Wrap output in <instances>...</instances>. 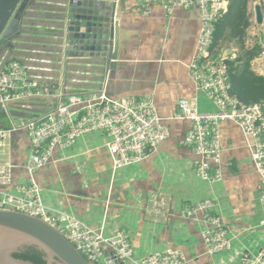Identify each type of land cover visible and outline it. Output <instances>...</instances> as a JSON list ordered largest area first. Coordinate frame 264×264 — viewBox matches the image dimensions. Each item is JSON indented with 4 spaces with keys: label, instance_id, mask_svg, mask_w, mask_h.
Returning a JSON list of instances; mask_svg holds the SVG:
<instances>
[{
    "label": "crops",
    "instance_id": "0c3cea01",
    "mask_svg": "<svg viewBox=\"0 0 264 264\" xmlns=\"http://www.w3.org/2000/svg\"><path fill=\"white\" fill-rule=\"evenodd\" d=\"M250 6L249 2L248 8ZM118 8L117 67L104 77L88 66L71 67L64 87L63 64H59V57L52 53L54 49L47 29L36 28L35 35L29 31L7 60L30 61L33 68L60 85L61 90L66 88L67 92L85 97L101 91L113 99L150 97L169 129V137L140 164L114 173L111 158L105 147L102 148L103 135L85 136L71 149L56 151L50 163L34 175L46 204L73 214L93 228L102 226L106 233L125 230L136 258L179 249L186 264H220L227 253L206 254L200 235L204 229L201 215L196 214L192 219L179 215L188 206L212 200L216 213L232 226L229 238L233 248L254 253L260 236L249 228L257 224L263 212L259 178L249 158L248 141L234 124H222L221 180L205 182L195 173V156L179 145L190 123L171 120L177 102L182 99L201 111L214 109L196 90L187 72L199 32L197 12L177 8L167 17L160 6L153 5L150 13L143 16L133 1H123ZM34 16L36 25L53 24V13ZM18 56L23 58H16ZM251 69L263 76L253 62ZM37 72L31 71V74ZM58 94L55 89L50 97L33 99L39 101L32 104L34 110H53L61 101ZM28 154V139L24 131L19 130L14 133L6 154L14 166V185L27 182L24 166ZM159 200L166 201L168 212L146 217L144 210L154 209ZM156 222L160 223L154 227Z\"/></svg>",
    "mask_w": 264,
    "mask_h": 264
},
{
    "label": "built area",
    "instance_id": "2783aa9c",
    "mask_svg": "<svg viewBox=\"0 0 264 264\" xmlns=\"http://www.w3.org/2000/svg\"><path fill=\"white\" fill-rule=\"evenodd\" d=\"M123 1L135 2L143 16L150 13L153 5L160 6L167 17L177 8L197 12L199 32L187 72L196 90L207 98L214 109L201 111L188 100L177 102L171 120L190 123L179 145L195 156V173L201 180L220 181L221 126L234 124L248 141L249 158L259 178V201L264 217V101L245 105L232 96L229 93L226 62L235 60V55H222L215 59L210 52L214 24L226 13L229 0ZM250 5V27L260 28L263 37L256 36L253 45L260 46V54L252 62L264 76V1L260 2L263 15L261 24H257L255 19L254 1ZM55 89L61 101L53 110L34 119L22 117L21 127H0V204L3 209L46 223L90 264H186L185 256L179 249H167L136 258L125 230L106 233L102 226L93 228L73 214L46 204L34 175L50 163L56 151H67L81 138L100 134L105 137L104 147L111 156L112 165L123 169L140 164L169 137V129L163 124L150 97L113 99L103 91L85 97L67 92L66 88L61 90L60 85L57 86L49 78L32 75L18 60L0 62L2 113H10L12 107L28 110L29 100L50 97ZM19 130L24 131L29 142V154L24 166L27 182L14 185V166L6 154L11 148L14 133ZM191 207L182 211L180 217L192 219L196 214L201 215L204 229L200 235L206 254L217 256L233 253L235 249L226 234L225 224L214 210L215 206L207 202ZM261 224H264V220ZM251 254L253 259L250 264H264V241L254 253L242 250L238 253V259L229 260L244 264Z\"/></svg>",
    "mask_w": 264,
    "mask_h": 264
},
{
    "label": "water",
    "instance_id": "95a60500",
    "mask_svg": "<svg viewBox=\"0 0 264 264\" xmlns=\"http://www.w3.org/2000/svg\"><path fill=\"white\" fill-rule=\"evenodd\" d=\"M121 3L122 0H0V62L8 61V55L33 26L48 30L52 53L59 57L58 63L63 64L64 87L71 67L88 66L104 77L117 67L116 18ZM46 12L53 13V24L36 25L34 14ZM254 12L257 24H261L260 4H255ZM28 62L21 63L29 71H38L34 75L48 78ZM8 116L15 127H21L23 116L11 113ZM22 246H32L42 252L45 264H53L54 260L59 264H90L49 225L25 214L6 211L0 204V264H32L13 257Z\"/></svg>",
    "mask_w": 264,
    "mask_h": 264
},
{
    "label": "trees",
    "instance_id": "16d2710c",
    "mask_svg": "<svg viewBox=\"0 0 264 264\" xmlns=\"http://www.w3.org/2000/svg\"><path fill=\"white\" fill-rule=\"evenodd\" d=\"M251 1L255 0H229L226 13L214 24L213 42L210 49L213 58L217 59V52L225 40L236 44L235 60L226 62L229 75V93L245 105L264 101V76L256 74L251 69V62L260 54V46L254 44L247 48L245 45L246 32L250 27L248 5ZM35 103L38 104L39 101L29 100L27 102L28 105H31L30 109L33 110L28 111L29 114L24 118L34 119L48 113L35 111L32 106ZM25 111L27 110L23 111L19 107H12L10 113L15 115ZM13 257L32 264H45L44 254L36 249H30L25 254H14Z\"/></svg>",
    "mask_w": 264,
    "mask_h": 264
},
{
    "label": "rangeland",
    "instance_id": "374dc122",
    "mask_svg": "<svg viewBox=\"0 0 264 264\" xmlns=\"http://www.w3.org/2000/svg\"><path fill=\"white\" fill-rule=\"evenodd\" d=\"M261 1H264V0H255L254 1V4H260V2ZM262 10H264V8H262ZM38 30H36V28H34L33 26H31V30H30V32H32L34 35L36 34L35 32H37ZM256 36H257V38L258 37H260V38H262L263 39V37H262V32H261V29L260 28H257L256 26H252L251 25V27L249 28V30H247V32H246V42H245V45H246V47L248 48V47H251L252 45H253V43L254 42H256L255 41V39H256ZM218 53V57H219V55L220 56H222V55H230V54H236L237 53V48H236V44L234 43V42H231V41H229V40H225L222 44H221V46H220V48H219V51L217 52ZM10 57H12V55L11 56H9V58ZM217 57V56H216ZM16 58H19V59H22L23 57H16ZM30 110L31 109H29V110H27V111H25V112H23L22 114H20L19 116H23V117H26L29 113H28V111L30 112ZM33 110V109H32ZM31 110V111H32ZM24 111V110H23ZM27 112V113H26ZM0 126H2L3 128H5V129H12L13 128V125H12V123H11V120H10V118H9V116H8V114H6V113H2V112H0ZM102 148H104V146L102 147ZM105 151H106V153L109 155V157L111 158V156H110V154H109V152L105 149ZM111 163H112V161H111ZM128 168V167H127ZM111 169H112V173H114V172H116V171H118V170H121L120 168H115L113 165H111ZM165 200H164V202H163V200H159V202H157L156 204H155V208L154 209H151V208H146L145 210H144V215L146 216V217H150V216H152V214H154V216H156V215H160L161 216V214H166V212H168L167 211V206L165 205ZM207 202H211L212 203V205L213 206H215V203L212 201V200H202V201H199V202H197L196 203V205L197 204H204V203H207ZM261 204V203H260ZM164 207L166 208V210L164 209ZM162 209V210H159V209ZM186 208V207H185ZM192 207H190V206H188V208H186V209H188V210H190ZM185 210V209H184ZM183 210V211H184ZM182 212V211H181ZM180 212V213H181ZM262 212H263V210H262ZM179 213V215L181 216V214ZM167 217V216H166ZM220 218H221V220H222V222L225 224V226H226V234L229 236V233H230V229H231V225L227 222V221H225V219H223L221 216H219ZM165 220V219H164ZM264 220V217H263V214H262V217H261V219L257 222V224H255L254 226H252L253 228H249V231L250 232H257L258 234H259V236H260V244H259V246L258 247H260L261 246V244H262V242L264 241V224H261V222ZM162 222V221H161ZM158 223H160V222H156V224H154V227H157L156 225L158 224ZM163 223V222H162ZM166 223V222H165ZM164 223V226H162L163 228L164 227H166L165 225L167 224H165ZM246 231H248V230H246ZM126 232V231H125ZM127 233V232H126ZM151 234H153L152 233V231L150 232ZM128 234V233H127ZM236 251V252H235ZM242 250L241 249H235V250H233V253L232 254H234V255H232L231 256V254L230 253H228L227 255H226V259H224V260H221V262H220V264H231L232 263V261L233 260H229V259H238V253H240ZM223 254H225V253H223ZM253 259V255L251 254V255H248V261H245V263L244 264H250L251 263V260ZM229 260V261H228ZM224 261H227L226 263L224 262ZM53 263H57V264H59V262L57 261V260H54V262ZM241 264H243L242 262H241Z\"/></svg>",
    "mask_w": 264,
    "mask_h": 264
},
{
    "label": "flooded vegetation",
    "instance_id": "af4514ba",
    "mask_svg": "<svg viewBox=\"0 0 264 264\" xmlns=\"http://www.w3.org/2000/svg\"><path fill=\"white\" fill-rule=\"evenodd\" d=\"M30 249H35L34 247H32V246H22V247H20V248H18L14 253H13V255L14 254H25V253H27L28 251H30ZM37 250V249H36ZM19 260H21V259H19ZM24 261V260H23ZM27 262V261H26ZM53 264H57V263H53Z\"/></svg>",
    "mask_w": 264,
    "mask_h": 264
}]
</instances>
